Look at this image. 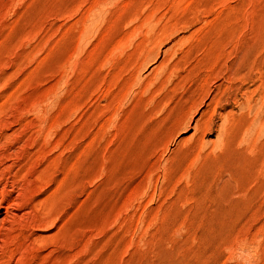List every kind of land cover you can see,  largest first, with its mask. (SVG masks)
I'll return each instance as SVG.
<instances>
[{
	"label": "rangeland",
	"instance_id": "1",
	"mask_svg": "<svg viewBox=\"0 0 264 264\" xmlns=\"http://www.w3.org/2000/svg\"><path fill=\"white\" fill-rule=\"evenodd\" d=\"M0 131V264H264V0H0Z\"/></svg>",
	"mask_w": 264,
	"mask_h": 264
},
{
	"label": "bare ground",
	"instance_id": "2",
	"mask_svg": "<svg viewBox=\"0 0 264 264\" xmlns=\"http://www.w3.org/2000/svg\"><path fill=\"white\" fill-rule=\"evenodd\" d=\"M239 77V76H238ZM199 101V100H198ZM197 127V126H196ZM196 127H195V129H196ZM2 130V129H1ZM1 132V131H0ZM2 133V132H1ZM2 134H4V133H2ZM5 135V134H4ZM7 135V134H6ZM8 135H9V133H8ZM2 138H3V136H2ZM8 139H10V138H8ZM3 140V139H2ZM1 140V141H2ZM6 140V139H5ZM8 141V140H7ZM183 141V140H182ZM5 142L6 141H4V144H5ZM1 143V142H0ZM3 143V142H2ZM11 143V142H10ZM22 145H23V143H22ZM1 146V145H0ZM6 146V145H5ZM21 146V145H20ZM24 146V145H23ZM1 148H4V146L3 147H1ZM8 149V148H7ZM6 149V150H7ZM26 149V148H25ZM19 150V149H18ZM23 150V149H22ZM5 152V151H4ZM3 152V153H4ZM8 152V151H7ZM17 152V151H16ZM17 154V153H16ZM21 154V153H20ZM23 154V153H22ZM1 157V156H0ZM3 157V156H2ZM8 157V156H7ZM19 157V156H18ZM22 160V159H21ZM11 168V167H10ZM7 169V168H6ZM26 171V170H25ZM22 173V172H21ZM1 176V175H0ZM22 188V187H21ZM5 192V191H4ZM2 202V201H1ZM35 203V202H34ZM44 204V203H43ZM7 205V204H6ZM20 205V204H19ZM34 205V204H33ZM8 206V205H7ZM11 206V205H10ZM13 206V205H12ZM30 206V205H29ZM36 206V205H35ZM18 207H20V206H18ZM2 208H3V206H2ZM4 209H6V208H4ZM20 209V208H19ZM31 209V208H30ZM46 209H48V208H46ZM44 210V209H43ZM5 211V210H4ZM9 211H11L10 209H9ZM18 211V210H17ZM6 213H7V211H6ZM13 214V213H12ZM8 215H9V212H8ZM14 215H16V214H14ZM42 215H44V213L42 214ZM42 215H40V216H42ZM11 216V215H10ZM23 216V215H22ZM7 217H9V216H7ZM16 217V216H15ZM14 218V217H13ZM12 218V219H13ZM10 219V218H9ZM20 219V218H19ZM1 221V220H0ZM4 221V220H3ZM11 221V220H10ZM40 222V221H39ZM2 225V224H1ZM20 232V231H19ZM21 232H22V230H21ZM4 233V232H3ZM10 234V233H9ZM22 234V233H21ZM40 238V237H39ZM14 240V239H13ZM46 240V239H45ZM53 240V239H52ZM34 241V240H33ZM36 242H37V240H36ZM16 243V242H15ZM36 244V243H35ZM3 247V246H2ZM6 248V247H5ZM18 249V248H17ZM3 251H4V249H3ZM26 251V250H25ZM5 253V252H4ZM20 253V252H19ZM18 254V253H17ZM27 258V257H26ZM29 262V261H28ZM15 264V263H14Z\"/></svg>",
	"mask_w": 264,
	"mask_h": 264
}]
</instances>
